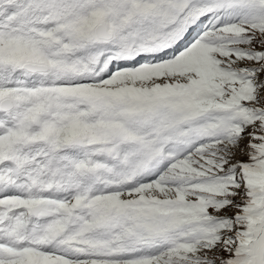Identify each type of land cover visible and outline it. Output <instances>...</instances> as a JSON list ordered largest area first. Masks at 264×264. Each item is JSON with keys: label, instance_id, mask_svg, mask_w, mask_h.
Masks as SVG:
<instances>
[{"label": "snow or ice", "instance_id": "snow-or-ice-1", "mask_svg": "<svg viewBox=\"0 0 264 264\" xmlns=\"http://www.w3.org/2000/svg\"><path fill=\"white\" fill-rule=\"evenodd\" d=\"M0 264H264V0H0Z\"/></svg>", "mask_w": 264, "mask_h": 264}]
</instances>
